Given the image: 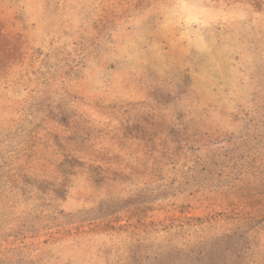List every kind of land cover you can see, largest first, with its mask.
Listing matches in <instances>:
<instances>
[{
    "label": "rangeland",
    "instance_id": "374dc122",
    "mask_svg": "<svg viewBox=\"0 0 264 264\" xmlns=\"http://www.w3.org/2000/svg\"><path fill=\"white\" fill-rule=\"evenodd\" d=\"M264 264V5L0 0V264Z\"/></svg>",
    "mask_w": 264,
    "mask_h": 264
},
{
    "label": "trees",
    "instance_id": "16d2710c",
    "mask_svg": "<svg viewBox=\"0 0 264 264\" xmlns=\"http://www.w3.org/2000/svg\"><path fill=\"white\" fill-rule=\"evenodd\" d=\"M235 2L238 1H247L249 3H251L253 6L258 7V8H262L264 5V0H232ZM197 264H208L204 259H202L199 263Z\"/></svg>",
    "mask_w": 264,
    "mask_h": 264
}]
</instances>
